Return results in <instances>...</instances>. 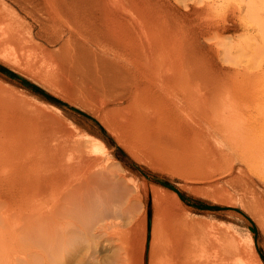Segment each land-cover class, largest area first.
<instances>
[{"label": "bare ground", "instance_id": "bare-ground-1", "mask_svg": "<svg viewBox=\"0 0 264 264\" xmlns=\"http://www.w3.org/2000/svg\"><path fill=\"white\" fill-rule=\"evenodd\" d=\"M11 1L36 20L37 11L45 15L38 20L44 28L38 37L51 25L55 30L68 24L65 39L52 31L45 40L63 38L57 48L62 64L109 98L115 109L99 104L101 111L113 113L112 126L141 153L166 152L169 146L200 163L212 137L214 159L230 168L238 163L264 182V0H193L194 6L203 3L205 19L214 18L215 25L238 18L232 25L240 32L236 38L221 36L219 27L206 38L215 37L218 56L229 65L221 76L206 66L194 29L171 28L175 18L159 17L154 0H146V9L142 0ZM1 10L0 24L11 18ZM1 87L0 264H254L229 232L221 235L210 223L188 219L174 195L153 188L154 212L169 215L162 226L153 219L146 263V192L112 163L102 141L72 130L44 104ZM181 116L195 123L185 126Z\"/></svg>", "mask_w": 264, "mask_h": 264}, {"label": "rangeland", "instance_id": "rangeland-1", "mask_svg": "<svg viewBox=\"0 0 264 264\" xmlns=\"http://www.w3.org/2000/svg\"><path fill=\"white\" fill-rule=\"evenodd\" d=\"M93 1L96 2V0ZM136 1L140 2L141 0H136ZM154 1L156 2V4L158 2V5L156 6V11L155 10L153 11H155L159 17H163L164 13H166V15L172 14V18L170 19L175 18L173 19L172 23H169L167 21L171 25V28L185 27L186 29V27L187 28L191 27L192 29H194L195 37L198 40V46H199L198 49L200 53L205 56V59H207L206 66L213 68L214 72L218 73L217 75L221 76L220 72L223 71L222 67L223 68L224 66L229 67V65L225 63L223 59L221 60L220 56H218V50H217L218 46L216 44V41H213L215 40V37L210 39L211 41H208L206 38L211 37L215 29L218 27L220 28L222 34L221 36L227 38L235 37L237 33L238 34L240 33L236 29L237 28L236 26L239 22L237 20L238 18H236L237 16L232 15L231 22L229 20V21H225V23L223 24L219 23L220 25L217 24L215 25L216 22H214L215 21L214 18H212L213 20L205 19L204 17L205 13L203 14L202 12L204 11L203 3L201 4V6H200V2L199 4L197 5L195 4L194 6V4L192 3L194 2L193 0H185L186 2L183 0L184 2L181 1L183 5L180 2H175L177 0H167V1L154 0ZM146 2H147L146 0L144 2L142 0L141 2L142 4L140 6H142V8L144 7L143 9H146L151 6L149 5V2L148 3ZM185 4H187L188 7H186ZM1 8H2L1 12L3 14L10 15L11 18H9L8 17L9 15H7L8 17L7 19L10 21L13 19L15 23L12 20L13 22L11 21L12 22V26H11V24H9L8 20L6 19L7 20L6 22L3 21V23L0 24V27H2V29L5 27L4 28L5 31L0 30L1 31L0 32V41H1L0 42V83H1L0 87L3 85L6 86L5 88L9 89L6 91H10L8 93H12L11 92L12 90L14 92L12 93L13 95L16 94L17 97H21V98L23 97V99L24 98L25 100L27 99V101L31 104L32 102L34 105H38V106L44 104L43 106L47 111L50 112L51 110L54 115L55 114L57 115V116L55 115L56 118L61 120L72 130L102 141L103 144L105 145L108 156H110L111 160L113 161L112 163L115 164V166H119L120 168H123L127 176L131 178L132 181L135 182V184L137 183V185H139L143 189V193L146 192L144 193L145 194L144 197L146 196L145 197L146 201L145 198L143 197V202H144L143 210L145 209V212L143 211V213H145L143 214L144 228H145L144 237L146 240V241L144 240L145 245L143 246V249H144L146 263L149 254V244L151 241L153 221L155 220L159 224L160 220L162 219V221L164 220L162 224H164L166 217L169 215V213L168 215L166 214L167 211L166 212L164 211L162 215H161V211L158 212L157 214L159 216L154 212V205L152 204L153 200H152V191H151L153 188L157 190L159 193H161V195H167V194L174 195L177 201L179 202L181 208L177 210H180L185 215L187 214L186 217L188 219L194 218V221L195 220L203 221L204 224L206 225L210 223V225L213 226V228L219 229V231L217 230V232L221 235L222 233L224 234V232H229L228 234H231V238L234 239L237 244L243 247L247 251V253H249V258L252 262H254V264H264V182L263 181L261 182V180L258 177L250 174L247 168L238 167L239 166L238 163L235 164L234 168L233 166H231L232 168H230L231 164L229 162L220 159H218L219 160L218 162V160L214 159L216 158V155H213L214 143L213 141H211L212 137L210 139L211 143L209 142L210 152L206 153L205 155L207 158H209V161L208 159L206 160L205 156H204L205 160L203 159L204 161L202 160L200 162L201 164L197 163L198 161L196 162V160L193 159L197 164H199L196 166L193 165L195 164V162L192 160V158L189 157L187 158L186 157L187 155H181V153L178 151L176 152L175 149H174L175 151L171 149L172 151H174L172 152L170 149H168L169 146L168 148L166 146V152L165 150H163L164 152L163 151L160 152L158 150V153L157 152L151 153V155L153 154L154 156L153 155L151 156L150 153H146V154L141 153L134 145H131L132 143L129 144V141L126 138L124 139L122 135H119L120 132L117 129L115 130V128L112 126V122L108 118L113 113L108 112L107 115V113L101 111V107H104V110L110 107V111H113L115 109L111 103H108V101H106L109 98L107 97L103 98L101 96L100 91H98L94 86L96 84L92 83L91 81L88 82V79H86L89 85L87 86V82L86 80L84 81L85 78L83 79L81 73H76V75L71 74L74 73V71H72L74 68L70 66L68 67L69 63L65 62L66 63L65 65L64 61L62 64V60L59 59L57 48L59 47V45H61L60 43L62 42L63 38L65 39L67 36L66 30L68 29V24L64 23L61 25V27L55 28V30L51 25L50 28L48 27L45 30V32H43L44 35L43 37L42 36L38 37L37 33L40 32V30L42 29H43L42 31H44V28H42L41 24L38 23V20L41 19L40 17H42L43 21L45 18V15L43 16L41 11H39L41 13H39L38 11H37L38 13L36 12L37 18L39 15L38 20H36L34 19L33 16H31L28 12H26V10H24L21 5L19 6V4L15 3V1L0 0V9ZM153 9L155 8L153 7ZM6 11L8 13H6ZM218 14L219 13L217 12V15ZM211 17H216V16L215 14H212ZM202 18L205 20L204 22ZM195 24H197V26ZM235 24L236 26H232ZM224 25L226 28L229 26L228 28H230L231 30L228 29L227 31H225L226 28L222 29V26ZM6 26L8 27L6 28ZM205 27L207 28L205 29ZM52 31H55L54 35H58V36L62 35L63 37V38L60 37V40L55 44H50L45 40L46 38L45 36H47V34L51 35ZM10 35L12 37H8ZM16 35L19 36L20 38H18ZM10 38H12L13 40ZM4 41L7 42L8 44H6ZM15 42H17V44H15ZM26 43H28L27 44L28 48L27 45L24 46ZM15 45H18L19 47L18 46L17 47L20 49L17 48L15 51V47H16ZM13 51L15 53L16 52L19 53L13 54ZM26 51L29 52L26 54ZM22 54L26 58H22L23 56ZM47 55H49L48 57H50L51 55L52 56L56 55V57L48 58ZM15 56H19L20 58ZM44 57H46L47 59ZM8 58H10V60ZM17 58L19 59L17 60ZM52 58L54 60L55 58L57 59L54 62V60L52 61ZM24 59L28 61L26 62ZM209 60L211 61V65L208 62ZM30 61L32 62V64L30 63ZM54 63H57L56 67L54 66ZM33 66H35L34 67L35 69L38 66L40 68L38 67V69L35 70ZM58 66H62V67L59 69L57 68ZM232 66L233 65H231V70H233ZM64 67L68 69L66 70ZM44 68L46 69L44 70ZM217 68H219V70ZM57 72L58 73L60 72L59 73L60 75L62 74L61 77L63 79H61V77ZM62 72H64V74ZM231 73L233 72L231 71ZM50 75L52 76L54 75V78ZM80 76L81 79L79 78ZM52 78L55 79V81L56 80L57 81L55 82ZM50 79L53 80L54 84L50 81ZM85 85L87 86L86 89L83 88L86 87ZM1 88L5 90L4 87ZM20 94L21 95L23 94L25 97L21 96ZM89 95L91 96V98L92 97L93 98L91 99ZM86 96H88L89 99H87L88 97ZM28 99L31 100V102ZM89 102L90 103L93 102L95 104L92 103L93 105L92 104L90 105ZM99 104L102 106L100 107ZM71 107H76L77 109L82 110L84 113L87 112L86 114H88L89 117L74 111ZM97 119H99L100 121ZM102 120L108 123L104 121L102 122ZM193 123L195 122L192 119V117L181 116V124L183 125L186 124L185 126L191 127ZM169 153H171L172 155ZM177 153L180 154L178 155ZM155 154H157L158 156L157 155L155 156ZM209 156L213 158L211 159ZM190 161L192 165L190 164ZM224 162L225 164H223ZM188 163L191 166L187 165ZM157 177L161 178L164 182L178 189L182 195V198H180L178 194L174 192L169 186H166L158 182L156 180ZM157 217L159 218V221H157L158 219ZM162 224L159 225L162 226ZM252 227L256 228V233H254L250 229ZM135 237H136L135 240H137L138 238L137 234L135 235Z\"/></svg>", "mask_w": 264, "mask_h": 264}, {"label": "water", "instance_id": "water-1", "mask_svg": "<svg viewBox=\"0 0 264 264\" xmlns=\"http://www.w3.org/2000/svg\"><path fill=\"white\" fill-rule=\"evenodd\" d=\"M23 80V79H22ZM24 81V80H23ZM74 111H76V112H79V113H81V114H83L84 116H87V117H89V115L88 114H86V113H84L83 111H81V110H79V109H77V108H74V107H71ZM156 180L158 181V182H160L161 184H164V185H166V186H169L174 192H176L177 194H178V196L180 197V198H182V195H181V193L179 192V190L178 189H176L175 187H173V186H171V185H169L168 183H166V182H164L161 178H156ZM186 200H188V199H186ZM254 233H256V228L255 227H252V228H250Z\"/></svg>", "mask_w": 264, "mask_h": 264}]
</instances>
